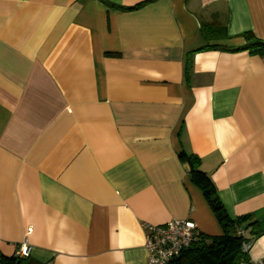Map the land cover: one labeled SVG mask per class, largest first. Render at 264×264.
Returning a JSON list of instances; mask_svg holds the SVG:
<instances>
[{
    "label": "crops",
    "instance_id": "crops-1",
    "mask_svg": "<svg viewBox=\"0 0 264 264\" xmlns=\"http://www.w3.org/2000/svg\"><path fill=\"white\" fill-rule=\"evenodd\" d=\"M106 1L0 0V252L148 264L144 225L221 236L186 154L261 259L264 55L239 48L264 0Z\"/></svg>",
    "mask_w": 264,
    "mask_h": 264
},
{
    "label": "trees",
    "instance_id": "trees-1",
    "mask_svg": "<svg viewBox=\"0 0 264 264\" xmlns=\"http://www.w3.org/2000/svg\"><path fill=\"white\" fill-rule=\"evenodd\" d=\"M99 1L109 9L116 8L106 0ZM218 31L220 38L216 39L228 38L226 27L223 29L219 27ZM242 37L245 40V44L239 49L249 50L252 54L264 55V42L258 40L250 32L242 34ZM204 38L210 40L208 37ZM181 158L189 164L190 180L202 192L222 229V235L207 236L200 234L197 241L170 264H241L242 262H249L248 252L242 250V244L249 242V240L245 239L239 232L244 225L248 228H253L257 225V221L251 222L253 220L252 216L230 218L217 195V190L212 180L201 169L199 158L186 154H182ZM251 232L253 235H258L260 230L251 229ZM0 264H22V261L16 256L6 257L0 252Z\"/></svg>",
    "mask_w": 264,
    "mask_h": 264
},
{
    "label": "built area",
    "instance_id": "built-area-1",
    "mask_svg": "<svg viewBox=\"0 0 264 264\" xmlns=\"http://www.w3.org/2000/svg\"><path fill=\"white\" fill-rule=\"evenodd\" d=\"M145 249L148 253V264H170L182 252L197 241L200 233L196 224L191 220L172 219L163 225H144ZM240 235L243 233L240 231ZM243 236V235H242ZM251 242H244L242 250L248 252ZM29 247L22 244L15 256L25 258L29 256ZM241 264H264V257Z\"/></svg>",
    "mask_w": 264,
    "mask_h": 264
}]
</instances>
